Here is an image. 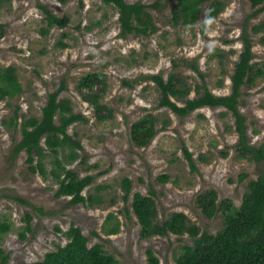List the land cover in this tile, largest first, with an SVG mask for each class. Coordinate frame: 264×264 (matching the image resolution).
Instances as JSON below:
<instances>
[{"label":"rangeland","instance_id":"obj_1","mask_svg":"<svg viewBox=\"0 0 264 264\" xmlns=\"http://www.w3.org/2000/svg\"><path fill=\"white\" fill-rule=\"evenodd\" d=\"M213 1H203L198 21L185 23L174 14L178 0H126L146 7L152 30L123 35L118 7L104 0H0V67L14 66L22 84L14 97H0V224H10L8 231L0 230V247L9 254L7 264L43 259L68 242L71 226L80 227L89 246L101 244L119 264H151L148 249L159 264H177L181 247L192 237H142L132 207L136 192L152 195L159 221L183 211L212 233L223 226V213L203 214L200 193L214 189L219 203L225 199L240 207L249 181L264 175V159L241 155L232 111L204 105L180 115L161 103L162 91L153 78L175 73L180 87L188 88L177 100L181 105L206 90L229 94L247 31L255 78L242 87L239 109L249 143L264 153V3L222 0L223 10L211 18L207 9ZM46 10L65 17L66 26L49 25ZM88 74L100 78L93 92L111 108L108 119L99 120L85 99L89 91L80 82ZM56 91L85 116L67 128L80 147L54 153L43 137L44 173L33 171L38 154L32 152L31 163L30 154L17 147L22 123L41 117ZM147 116L154 118L156 133L139 145L132 139V125ZM72 150L75 158H69ZM62 166L79 177L92 175L83 190L92 199L74 203L71 195L58 193L66 177ZM125 178L131 182L129 192ZM115 226L118 231L110 233Z\"/></svg>","mask_w":264,"mask_h":264},{"label":"trees","instance_id":"obj_2","mask_svg":"<svg viewBox=\"0 0 264 264\" xmlns=\"http://www.w3.org/2000/svg\"><path fill=\"white\" fill-rule=\"evenodd\" d=\"M64 1V0H61ZM118 7L120 12V22L122 34L128 32H147L152 30L150 24V14L143 4L128 3L126 0H104ZM204 0H178L175 16L180 17L185 23L198 21L202 16V3ZM253 6H259L264 0H250ZM222 0H214L207 9L209 17H216L224 8ZM49 25L66 26V18L60 17L50 10H46ZM175 21L178 18L175 17ZM2 27V25L0 24ZM258 25L255 30H260ZM3 30H0V37ZM243 51L236 62L234 73L232 74V92L218 95L206 90L199 97L186 99L183 105L177 100L184 99L188 88L180 87L181 80L175 73L168 79L162 75H154L156 83L162 91L163 105L169 106L180 115H186L190 111L204 105L224 106L232 111L236 118V130L239 134V151L241 155L252 157L256 161L264 159L262 150L249 143L246 131V122L239 109L242 87L253 82L255 75L253 69V43L249 33L246 31L243 36ZM100 81L96 74H88L81 82V88L86 87L89 91L85 99L92 103L96 116L99 120L110 117L111 108L100 101L99 92L94 91V83ZM22 91V84L17 77L14 66L0 67V97H14ZM59 92L49 94L46 105L43 107L41 117L25 118L22 123V140L17 144L18 151L25 149L29 155V162L34 161V155L38 154L36 165H32L33 171L40 170L44 173L42 163L46 146L54 153L66 146L80 147V142L74 140L67 132L70 124L85 118L83 114L75 113L65 99H59ZM176 98V100L172 99ZM57 120H59L57 122ZM156 133L155 120L153 117H145L132 125V139L139 145L148 144ZM45 137V145L41 140ZM191 159V154L187 151ZM77 152L72 150L69 158H75ZM192 160V159H191ZM58 165L61 162L58 161ZM192 164L195 169L196 165ZM66 177L60 180L59 194L71 195L72 202H85L93 196H85L83 190L92 181V175L88 174L79 177L71 170L62 166ZM60 175V174H59ZM59 175H57L59 177ZM163 181L168 176L160 177ZM124 187L129 192L131 182L129 178L124 179ZM216 190L210 189L200 193L197 197V204L203 214L214 217L219 211L223 213V226L212 233L202 230L201 227L188 217L183 211L174 212L169 218L159 221L157 218V206L152 195H144L136 192L132 199V207L141 225V236L150 237L153 235H167L168 233L188 234L192 237V243H186L181 248L180 254L176 257L177 264H264V175L251 179L244 194L240 207H236L228 200L217 201ZM112 214H109L111 217ZM10 224L3 222L0 224L1 231H8ZM118 231L115 226L110 229V233ZM66 234L69 237L64 245H58L55 250L49 251L44 258L31 264H119L115 256L107 252L101 244L88 245L87 236L82 229L71 226ZM24 237V235H22ZM148 258L151 264H159V258L155 256L152 249H148ZM9 254L0 247V264H7Z\"/></svg>","mask_w":264,"mask_h":264}]
</instances>
